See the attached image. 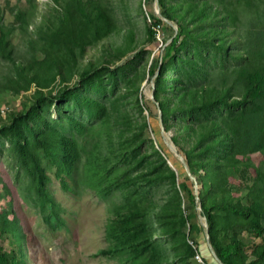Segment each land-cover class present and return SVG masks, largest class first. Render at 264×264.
<instances>
[{
	"label": "rangeland",
	"instance_id": "374dc122",
	"mask_svg": "<svg viewBox=\"0 0 264 264\" xmlns=\"http://www.w3.org/2000/svg\"><path fill=\"white\" fill-rule=\"evenodd\" d=\"M162 4L150 44L154 0H0V264H205L192 212L264 264V0Z\"/></svg>",
	"mask_w": 264,
	"mask_h": 264
},
{
	"label": "trees",
	"instance_id": "16d2710c",
	"mask_svg": "<svg viewBox=\"0 0 264 264\" xmlns=\"http://www.w3.org/2000/svg\"><path fill=\"white\" fill-rule=\"evenodd\" d=\"M159 6H161V11L160 14L163 18L172 21V18L170 17V15L162 10V0H158ZM153 18V22L152 23H147V33H148V41L150 44H152L153 42L156 41L155 37H156V30L155 28L161 23L160 19L158 17H152ZM73 32V35L75 34V26L72 25V23H69ZM166 29L168 31H170V33H173V30L171 29V27L167 26ZM181 32H182V27L180 25H177V34L171 39V41L169 42V44L166 46V48L163 50V55L161 57V73H159L155 79V85L156 88L159 86L160 84V80H161V76H162V72L164 70V66H163V61L167 60L168 58H171L175 52L178 51V43H179V38L181 36ZM63 35H65L64 33H62ZM174 34V33H173ZM159 51V50H158ZM156 58L158 60L159 57V53H156ZM157 64V62H156ZM154 71H155V67H149L148 73L150 74V77H153L154 75ZM256 79H259L261 81V83L264 84V75L260 78L259 76L256 77ZM154 99L155 102L158 103L159 108L161 109L162 112H164V107L163 104L158 100L157 97V91L154 90ZM65 96H67V93H63L60 95L59 99H64ZM159 101V102H158ZM18 117H20L19 120H23L22 118L24 116L19 115ZM11 126L9 125L7 128H10ZM5 128V129H7ZM175 160L173 159V167L176 168V176L178 179H183L180 183H179V188L181 191V194L183 195L184 199L187 200L188 204L190 206H194L195 205V197L193 195V185L191 183V180L189 179V176L184 168V166L182 167H177L175 162ZM171 162V163H172ZM189 172L192 173H196L197 170H195L193 167H189ZM177 179V180H178ZM215 208H217V210H225L227 209L229 206L225 205V204H221V205H216L213 206ZM231 212L235 213V214H240L243 216H246L247 214H249V209L248 208H244L242 210L240 209H234L232 207H229ZM205 211V209H204ZM203 214H205L203 212ZM186 221L189 225V234H188V239L189 241H191L195 246V252L196 254L201 258V260L205 263V264H218L216 262V260L214 259L213 255L210 253L209 248L205 243L202 244H198L196 239L193 237V233L194 230L196 229V225H197V220H196V215L194 214V212L192 213H188L186 215ZM251 227L254 229V231L256 232V234L258 236L262 235L263 232V228L258 224V223H253L251 225ZM211 247L215 253V255L217 256V258L220 260V262L222 264H231L232 259L236 258L239 254V252H241V250L243 249V244L240 243L238 240H236L234 238V240H232L230 243H228L225 246H219L218 243H216L214 241V239L210 236L209 238Z\"/></svg>",
	"mask_w": 264,
	"mask_h": 264
},
{
	"label": "water",
	"instance_id": "95a60500",
	"mask_svg": "<svg viewBox=\"0 0 264 264\" xmlns=\"http://www.w3.org/2000/svg\"><path fill=\"white\" fill-rule=\"evenodd\" d=\"M154 4H155V12L157 13V17H159L160 19H163L165 22H167V23H169V21L167 20V19H165V18H163L162 16H161V14L158 12V10H157V8H156V6H157V4H158V0H154ZM174 30H175V32H176V30H177V28L176 27H174ZM174 37V36H173ZM172 37V38H173ZM171 40V39H170ZM157 76V73H154V75H153V77H152V82L154 81V79H155V77ZM154 86H152V91H151V93H150V97H149V99L153 102V103H155L156 104V102H155V99H154ZM157 105V104H156ZM160 113V112H159ZM159 122L161 123V119H160V117H159ZM183 166H184V168H185V170H186V172H187V174H188V176H189V178L190 179H192L191 178V176H190V174H189V172H188V170H187V167L183 164ZM195 200H196V198H195ZM206 245H207V247L209 248V251H210V253L213 255V257H214V259L216 260V262L218 263V264H222L221 262H220V260L217 258V256L215 255V253H214V251H213V249H212V247H211V244H210V241H209V237H208V235L206 234Z\"/></svg>",
	"mask_w": 264,
	"mask_h": 264
}]
</instances>
